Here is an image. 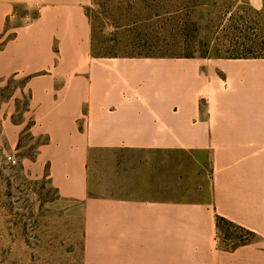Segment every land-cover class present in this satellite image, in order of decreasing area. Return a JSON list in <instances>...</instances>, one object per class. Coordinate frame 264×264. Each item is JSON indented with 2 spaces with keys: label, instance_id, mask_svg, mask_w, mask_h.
<instances>
[{
  "label": "crops",
  "instance_id": "crops-1",
  "mask_svg": "<svg viewBox=\"0 0 264 264\" xmlns=\"http://www.w3.org/2000/svg\"><path fill=\"white\" fill-rule=\"evenodd\" d=\"M90 1L0 0V78L29 77L33 133L47 139L37 162L63 198L85 203L89 252L104 250L103 264H176L187 249L209 264L217 216L264 234V58L96 57ZM19 5L38 16L1 46ZM96 150L161 154L150 197L90 196ZM175 151L208 155L207 197L176 199Z\"/></svg>",
  "mask_w": 264,
  "mask_h": 264
},
{
  "label": "rangeland",
  "instance_id": "rangeland-1",
  "mask_svg": "<svg viewBox=\"0 0 264 264\" xmlns=\"http://www.w3.org/2000/svg\"><path fill=\"white\" fill-rule=\"evenodd\" d=\"M261 1L262 7L255 9L248 0H91L86 12L92 52L96 57L264 58ZM37 16V8L17 6L7 19L1 46ZM28 81L20 73L0 78V264H103L104 250H88L85 203L63 198L51 183L47 165L37 162L47 139L33 133ZM161 157L143 150L93 151L89 195L150 197L151 164ZM170 160L176 165L177 200L208 196V155L175 151ZM215 222L209 237L213 264H264V234L227 222L217 227ZM91 242L102 245V235L99 245ZM188 252L177 249L176 264H201L203 259L190 260Z\"/></svg>",
  "mask_w": 264,
  "mask_h": 264
},
{
  "label": "trees",
  "instance_id": "trees-1",
  "mask_svg": "<svg viewBox=\"0 0 264 264\" xmlns=\"http://www.w3.org/2000/svg\"><path fill=\"white\" fill-rule=\"evenodd\" d=\"M259 58H262V57H249V56H244V55H238V56H231V57H227L226 59H259ZM217 227H219V224L220 222H227L229 223L230 225L234 226L235 228H238L242 231H245V232H249V233H254L253 230H250L248 228H245L243 226H240L222 216H217Z\"/></svg>",
  "mask_w": 264,
  "mask_h": 264
},
{
  "label": "built area",
  "instance_id": "built-area-1",
  "mask_svg": "<svg viewBox=\"0 0 264 264\" xmlns=\"http://www.w3.org/2000/svg\"><path fill=\"white\" fill-rule=\"evenodd\" d=\"M9 160H12V157H9Z\"/></svg>",
  "mask_w": 264,
  "mask_h": 264
}]
</instances>
